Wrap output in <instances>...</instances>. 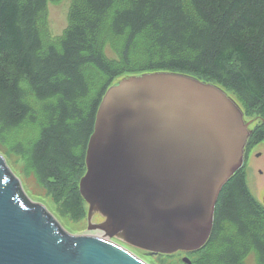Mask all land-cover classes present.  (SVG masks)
<instances>
[{
	"label": "trees",
	"instance_id": "obj_1",
	"mask_svg": "<svg viewBox=\"0 0 264 264\" xmlns=\"http://www.w3.org/2000/svg\"><path fill=\"white\" fill-rule=\"evenodd\" d=\"M49 1L59 0H0V152L27 159L61 217L87 218L79 183L88 144L105 93L125 76L215 83L262 120L248 146L264 142V0H72L57 38ZM230 180L191 264H244L250 251L264 264V207L245 167ZM168 257L159 263L180 264Z\"/></svg>",
	"mask_w": 264,
	"mask_h": 264
},
{
	"label": "water",
	"instance_id": "obj_2",
	"mask_svg": "<svg viewBox=\"0 0 264 264\" xmlns=\"http://www.w3.org/2000/svg\"><path fill=\"white\" fill-rule=\"evenodd\" d=\"M251 124L224 88L193 75L122 78L102 99L79 185L88 229L103 237L67 232L0 154V264H148L115 239L152 254L202 249Z\"/></svg>",
	"mask_w": 264,
	"mask_h": 264
},
{
	"label": "rangeland",
	"instance_id": "obj_3",
	"mask_svg": "<svg viewBox=\"0 0 264 264\" xmlns=\"http://www.w3.org/2000/svg\"><path fill=\"white\" fill-rule=\"evenodd\" d=\"M71 2L72 0H59L48 2L46 21L51 37L57 38L62 36L65 30L68 28L69 9ZM108 54L110 56L114 55L111 50H108ZM229 94L241 107L242 103H239L238 97H236L230 91ZM247 112L248 114H245L246 121L252 122L250 128L254 130L258 126V124L262 123V120L258 119L257 112ZM252 148L253 147L250 148L249 145L247 149L248 159L245 164V169L247 173V184L252 195L259 201L262 206H264V142L256 146L254 149ZM0 154L5 157L10 169L21 180L26 194L34 202L43 204L49 210V212L56 216L58 221L61 223V225L67 232L74 235L87 234L95 237H103L98 231H90L88 229L89 224L87 218L81 222H74L69 218H63L58 214L57 208L52 199L46 195L43 188L39 187L40 184L36 179L35 175L33 174V171H31V168L29 166V163L26 161V158L10 155L8 157L3 152H0ZM103 221L104 220L100 215H96L93 218L94 224H98ZM115 241L120 244H123V246H125L128 250H130L144 262L148 264H160V259L157 255L149 254L144 250H141L136 247L134 248L133 246H129L118 240ZM185 257V254L177 253L172 256H169L168 258L172 260L169 262H173V260H179L180 264H187L183 262V259ZM243 261L244 264H259L257 255L253 251H250L248 255L244 257Z\"/></svg>",
	"mask_w": 264,
	"mask_h": 264
},
{
	"label": "bare ground",
	"instance_id": "obj_4",
	"mask_svg": "<svg viewBox=\"0 0 264 264\" xmlns=\"http://www.w3.org/2000/svg\"><path fill=\"white\" fill-rule=\"evenodd\" d=\"M231 181V180H230ZM100 235H102L101 233H100ZM103 236V235H102ZM100 238H102V237H100Z\"/></svg>",
	"mask_w": 264,
	"mask_h": 264
}]
</instances>
